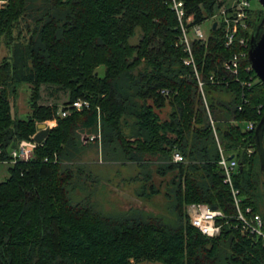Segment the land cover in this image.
Wrapping results in <instances>:
<instances>
[{
    "label": "trees",
    "instance_id": "trees-1",
    "mask_svg": "<svg viewBox=\"0 0 264 264\" xmlns=\"http://www.w3.org/2000/svg\"><path fill=\"white\" fill-rule=\"evenodd\" d=\"M183 1L202 21L218 0ZM263 16L262 8L249 11L245 37ZM176 24L169 0H0V48L8 53L0 61V160L38 123L56 122L33 157L11 164L0 181V264H264L261 241L229 219H218L220 233L207 237L186 214L200 202L235 214L221 149L241 163L234 185L264 222V125L255 135L264 84L252 70L237 80L225 73L237 48L209 29L204 41H192L202 95L192 65L183 63ZM211 74L228 85L211 82ZM249 76L251 84H242ZM22 85L29 112L13 118ZM43 85L66 90L61 109L78 99L89 107L61 117L56 104L39 103ZM248 121L252 131L241 125ZM98 133L100 147L87 139ZM175 150L185 162H172ZM99 160L132 164L136 172L124 180L138 183L143 201L163 187L165 212L109 202L91 170Z\"/></svg>",
    "mask_w": 264,
    "mask_h": 264
},
{
    "label": "built area",
    "instance_id": "built-area-1",
    "mask_svg": "<svg viewBox=\"0 0 264 264\" xmlns=\"http://www.w3.org/2000/svg\"><path fill=\"white\" fill-rule=\"evenodd\" d=\"M170 8L174 12L177 20L176 30L179 32L178 45L187 54L183 59L185 65H192L195 76L198 82L199 90L203 93V80L197 72L195 61L192 52V41L206 39V34L203 28L205 23H208V30L219 28L222 32L224 45L226 47L236 46V51L223 63L224 72L239 79L241 70L244 73L253 71L250 63L244 64L247 59V49L249 39L245 37L244 32L248 28V19L250 11V0H218L212 8V13L206 16L202 21H196L194 15L187 13L183 0H169ZM216 26L213 28V23ZM258 78V77H257ZM211 82L227 84L225 77L215 80L214 75L209 76ZM253 77L249 76L248 81H242V84L250 85ZM164 92V90H162ZM89 103L84 100H74L66 106V109H60L59 116L64 117L72 111H79L83 108H88ZM46 127L51 129L55 126V120L44 122ZM255 128L253 121L244 123L245 131H252ZM38 131V130H37ZM36 131V132H37ZM35 132V133H36ZM32 134L27 140L19 141L14 147L8 151L9 159L0 160V163L13 164L17 161H28L33 157L34 149L41 143L34 140ZM90 140H98L100 145V134H92L88 138ZM0 149V154H1ZM247 154L253 152V146L246 147ZM47 161V158L44 159ZM172 162H185L182 154L175 150L172 153ZM220 168L223 171V181L229 186L232 197V204L235 209V214L231 217L226 216L220 209L213 208L206 203H191L186 206V214L191 226L200 231L202 235L207 237H215L221 231V224L218 219L226 218L231 223L232 228L238 230L242 235L256 241H261L264 245V222L261 215L256 212L251 205H245L240 190L234 185V175L237 173L239 164L236 157L229 158V155L220 149V159L218 160Z\"/></svg>",
    "mask_w": 264,
    "mask_h": 264
},
{
    "label": "rangeland",
    "instance_id": "rangeland-1",
    "mask_svg": "<svg viewBox=\"0 0 264 264\" xmlns=\"http://www.w3.org/2000/svg\"><path fill=\"white\" fill-rule=\"evenodd\" d=\"M261 6L257 0H250V10L253 12H258L261 10ZM208 23L203 25L206 38L208 35ZM137 41V36L132 39V42ZM8 55L5 47L0 48V61L3 56ZM99 72L102 74L104 72V67H99ZM28 87L22 85L19 88V93L15 102L11 106V115L13 118L25 119L29 112L28 97L29 90ZM68 99V94L66 90L55 86V85H43L40 90V99L39 103L44 105L56 104L59 109L64 105ZM48 121V120H46ZM45 122V121H44ZM56 125V123H55ZM244 126V124H241ZM31 136V135H30ZM29 136V137H30ZM28 138H21L18 141H25ZM100 147V145H99ZM11 164L9 163H0V181H3L8 176V167ZM127 165L132 164H120V162H102L97 161L96 164L91 166L92 172L97 175L101 182L106 185V190L109 191V194H104L103 196L109 200L111 203L119 204L120 208H143L144 210L152 213H164L166 200L163 196V187L162 193L156 195L150 200L143 201L141 198H138L135 195V188L138 186L136 182H126L124 178H127L129 175H134L136 170ZM155 182L158 183L159 178H154ZM264 181V175H263ZM264 209V207H262ZM136 264H163L161 262L154 261H140Z\"/></svg>",
    "mask_w": 264,
    "mask_h": 264
},
{
    "label": "water",
    "instance_id": "water-1",
    "mask_svg": "<svg viewBox=\"0 0 264 264\" xmlns=\"http://www.w3.org/2000/svg\"><path fill=\"white\" fill-rule=\"evenodd\" d=\"M262 9L264 10V0H257ZM216 26V22L213 23V28ZM247 59L250 63L253 71L259 80L264 84V16L259 22L258 26L251 34L249 38V45L247 49ZM264 125V117L258 123L255 135H258L259 130ZM38 131L34 135V140L37 143H41L44 141L45 137L48 134L49 128L46 127L44 122H40L37 124ZM233 155H230L229 158H232ZM262 166L264 168V162H262ZM242 165L239 163L240 170ZM216 208V207H213Z\"/></svg>",
    "mask_w": 264,
    "mask_h": 264
},
{
    "label": "bare ground",
    "instance_id": "bare-ground-1",
    "mask_svg": "<svg viewBox=\"0 0 264 264\" xmlns=\"http://www.w3.org/2000/svg\"><path fill=\"white\" fill-rule=\"evenodd\" d=\"M202 78V77H201ZM203 80V79H202ZM203 86H204V81H203ZM199 88V87H198ZM204 88V87H203ZM202 88V89H203ZM200 91V90H199ZM201 92V91H200ZM202 93V92H201ZM202 95H204V90H203V93H202ZM256 127V126H255ZM215 209V208H214Z\"/></svg>",
    "mask_w": 264,
    "mask_h": 264
}]
</instances>
